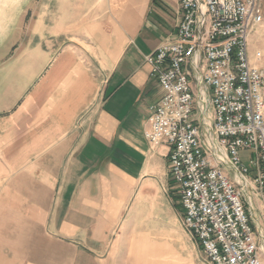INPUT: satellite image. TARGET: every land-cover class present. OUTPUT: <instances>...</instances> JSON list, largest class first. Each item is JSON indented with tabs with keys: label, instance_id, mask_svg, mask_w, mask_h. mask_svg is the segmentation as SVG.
<instances>
[{
	"label": "crops",
	"instance_id": "crops-1",
	"mask_svg": "<svg viewBox=\"0 0 264 264\" xmlns=\"http://www.w3.org/2000/svg\"><path fill=\"white\" fill-rule=\"evenodd\" d=\"M113 5L103 25L27 8L0 37V264H208L144 136L161 94L144 55L178 0Z\"/></svg>",
	"mask_w": 264,
	"mask_h": 264
},
{
	"label": "built area",
	"instance_id": "built-area-1",
	"mask_svg": "<svg viewBox=\"0 0 264 264\" xmlns=\"http://www.w3.org/2000/svg\"><path fill=\"white\" fill-rule=\"evenodd\" d=\"M177 8L175 37L144 55L161 90L144 136L168 147L181 221L206 262L264 264V67L248 47L264 0H178Z\"/></svg>",
	"mask_w": 264,
	"mask_h": 264
},
{
	"label": "rangeland",
	"instance_id": "rangeland-1",
	"mask_svg": "<svg viewBox=\"0 0 264 264\" xmlns=\"http://www.w3.org/2000/svg\"><path fill=\"white\" fill-rule=\"evenodd\" d=\"M80 2L78 5V14H74V2L73 0H15L13 4L7 9V16L4 21V25L0 29V37L7 31L10 27V24L27 8H32L34 12L36 11V16H40L42 12H46L49 18L64 17L66 18L74 17L73 22L78 25L82 21H90L94 23H101L103 25V19H105L108 15H110V11L118 4L111 6V10L109 5H111L114 1L117 0H94V3L87 6L83 0H77ZM139 3L143 4L145 9L147 8V3H151L153 0H137ZM75 5V8L76 6ZM122 8H118L120 11ZM144 9V10H145ZM8 14L13 17L12 19H8ZM116 16V17H115ZM118 13L115 11L111 16V24L115 28L118 29L117 24ZM99 26V25H98ZM249 53L252 61L256 63L258 66L264 67V18L260 25H257L250 34V39L248 42ZM256 50H261L263 53V57L260 60L253 59L254 52ZM250 153L248 151H240V158L243 162L247 163L250 158ZM225 173L228 178H232V173L228 168H224ZM162 180L165 182V186L170 191L171 198H168L170 204L175 205L180 214V208L178 205V196H177V186L172 182L169 175H165L162 177Z\"/></svg>",
	"mask_w": 264,
	"mask_h": 264
},
{
	"label": "water",
	"instance_id": "water-1",
	"mask_svg": "<svg viewBox=\"0 0 264 264\" xmlns=\"http://www.w3.org/2000/svg\"><path fill=\"white\" fill-rule=\"evenodd\" d=\"M14 1L15 0H0V29L6 22L4 20L6 19L7 16L4 15L8 13L7 9H9V7L13 4Z\"/></svg>",
	"mask_w": 264,
	"mask_h": 264
},
{
	"label": "bare ground",
	"instance_id": "bare-ground-1",
	"mask_svg": "<svg viewBox=\"0 0 264 264\" xmlns=\"http://www.w3.org/2000/svg\"><path fill=\"white\" fill-rule=\"evenodd\" d=\"M9 18H11V19L13 18V17L11 16V14L9 15L8 19H9Z\"/></svg>",
	"mask_w": 264,
	"mask_h": 264
}]
</instances>
